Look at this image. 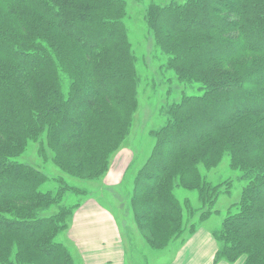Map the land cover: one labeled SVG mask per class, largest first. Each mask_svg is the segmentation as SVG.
I'll return each mask as SVG.
<instances>
[{"label":"trees","instance_id":"1","mask_svg":"<svg viewBox=\"0 0 264 264\" xmlns=\"http://www.w3.org/2000/svg\"><path fill=\"white\" fill-rule=\"evenodd\" d=\"M126 16L123 0H0V264H75L56 242L74 215H41L72 189L43 192L48 176L17 158L35 142L81 179L109 170L138 110ZM148 25L168 68L203 93L183 96L153 132L130 203L137 227L157 250L181 237L192 205L178 187L199 192L207 219L222 189L200 166L228 154L246 186L213 234L214 264H264V0L152 4Z\"/></svg>","mask_w":264,"mask_h":264},{"label":"rangeland","instance_id":"2","mask_svg":"<svg viewBox=\"0 0 264 264\" xmlns=\"http://www.w3.org/2000/svg\"><path fill=\"white\" fill-rule=\"evenodd\" d=\"M123 1L127 5V16L124 19V24L138 75L136 88L138 110L134 115L132 128L125 139L124 146L110 156L109 170L95 179H81L79 176L71 175L56 166L53 163L54 154L45 144L43 146H46V157L41 156V147L35 142L30 143L25 153L17 159L20 163L40 169L48 176L50 182L42 187L43 192H56L62 181L72 189H70L72 192L63 196L60 206L55 205L49 210L41 212L42 217H49L58 213L61 207L70 210L75 216L83 203L87 200H96L112 212L118 225L121 226V232L126 242L128 239V253L130 252L128 264L168 262L174 253H179L181 247L189 239H208L209 237L216 242L213 234L222 231L223 222L231 206L241 199L246 181L242 179L243 173L241 171L232 168L231 157L228 154L224 155L218 166L212 170H206L201 165L200 171L205 179L222 189L220 191L221 196L218 197V202L210 211L209 217L205 220L201 218L202 215L204 216V211H201L202 202L197 190L191 191L178 187L175 194L182 203L184 210H187L186 199H189L192 205L190 212L186 213L183 235L172 239L169 246L162 250L153 249L147 242L146 232L137 227L130 206L136 177L154 150L153 132L165 127L169 121V108L180 102L183 96L201 95L203 91L199 83L186 84L180 82L178 76L168 68V56L158 46L148 25V9L152 4L162 6L172 2L184 4L187 0ZM223 110L226 108L223 107ZM238 129L237 126L235 132ZM130 157H133L134 162L129 165L125 174L118 177L116 175L111 176L117 165L116 160L119 158V160H123V163H126ZM73 221L74 217L68 220L69 225L65 227L64 232L56 237V242L65 245L75 264H86L87 260L85 261L82 256L83 253L77 247L75 248L69 239L68 232L73 226ZM214 244L218 249L217 242ZM209 248L211 249V245ZM238 262L237 264H245V259H240Z\"/></svg>","mask_w":264,"mask_h":264},{"label":"crops","instance_id":"3","mask_svg":"<svg viewBox=\"0 0 264 264\" xmlns=\"http://www.w3.org/2000/svg\"><path fill=\"white\" fill-rule=\"evenodd\" d=\"M116 162L111 176L118 177L125 174L134 159L130 157L128 162L123 163V160L118 158ZM78 209L68 233L70 242L83 253L86 264H128L129 241L127 239L126 242L121 226L112 212L96 200H87ZM208 239H189L179 253H174L170 261L154 264H214L216 242L209 237Z\"/></svg>","mask_w":264,"mask_h":264}]
</instances>
